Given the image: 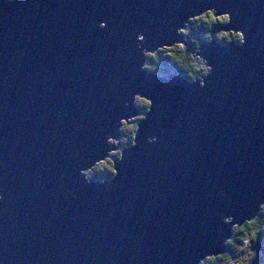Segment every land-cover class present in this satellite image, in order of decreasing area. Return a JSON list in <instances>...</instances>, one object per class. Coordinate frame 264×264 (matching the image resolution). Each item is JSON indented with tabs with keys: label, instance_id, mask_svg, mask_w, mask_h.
<instances>
[{
	"label": "water",
	"instance_id": "water-1",
	"mask_svg": "<svg viewBox=\"0 0 264 264\" xmlns=\"http://www.w3.org/2000/svg\"><path fill=\"white\" fill-rule=\"evenodd\" d=\"M206 3L233 10L229 27H252L243 46L205 45L216 69L200 88L176 75L130 76L116 54L123 44L129 64L140 59L132 39L139 30L150 40L182 38L172 27L198 10L196 0H0V160L7 165L0 176L16 194L0 215L4 264H198L209 245L223 250L230 234L218 213L242 204V215L254 214L264 200V0ZM106 18L110 29L93 24ZM113 76L121 99L140 88L155 103L139 146L106 191L85 184L78 169L104 151L99 128L139 111L116 103ZM153 133L163 136L158 148L145 143ZM61 169L71 173L64 183L77 198L61 194ZM26 177L32 183L21 189ZM212 185L224 193L206 198ZM197 197L199 206L186 211Z\"/></svg>",
	"mask_w": 264,
	"mask_h": 264
},
{
	"label": "clouds",
	"instance_id": "clouds-1",
	"mask_svg": "<svg viewBox=\"0 0 264 264\" xmlns=\"http://www.w3.org/2000/svg\"><path fill=\"white\" fill-rule=\"evenodd\" d=\"M122 0H112L113 4H120ZM223 5L216 4L208 6L206 0H196V9L189 11L181 18L179 23L173 25L172 31L180 39L163 38L160 40H150L143 31H136L132 37L135 42L136 52L140 59L135 64L127 62L126 46L120 45L117 55L125 58L124 67L129 75L140 72L155 74L161 80H168L170 76L176 75L191 85H198L200 88L207 87L208 77L215 71L216 65L210 62L208 56L204 54V47L207 44L218 43L222 46L245 45L248 32L251 30V24H244L238 27H229L232 24V11H222ZM93 24L102 30L111 28L110 18L94 20ZM113 35L115 33L113 32ZM34 71L37 69H33ZM120 85L118 76L112 77V83L109 85V92L115 96V101L121 109H129L131 106L139 109L134 114H122L113 122V127L105 131L103 127L97 131L104 137L103 143L105 149L101 153L92 155L83 166L79 167V175L83 178L85 184L99 183L106 185V191L113 188L111 183L120 175L119 165L124 161L126 153L132 148L138 147L142 121L147 119L153 113L154 98L145 93L143 89H132L125 98L117 94ZM195 91V89H194ZM57 121L63 123L62 114ZM157 123L163 132V124ZM73 124L77 120L73 117ZM60 138L59 129L54 130L53 139ZM62 141L68 143L67 137ZM163 142L162 134H146V145L160 147ZM72 158L77 162L81 160L79 149H74ZM7 165L0 160V168ZM61 194L67 199H75L78 191L75 188H69L64 181L70 178L71 173L67 169H61ZM32 181L30 178H24L21 182V189H27ZM223 187L217 188L210 186L204 193L206 198H215L224 193ZM37 195L41 199H47L48 194L37 190ZM16 194L9 191L4 177L0 176V215L7 214L15 203ZM200 204V198L193 199L186 207L187 210L197 208ZM242 204H235L230 213L220 212L216 216V223L223 228H227L229 235L223 239V250H217L209 245L207 250L199 256L198 264H264V252L258 250V246L264 237V200H259L256 211L252 215H242ZM53 210L51 216H55ZM41 219L45 224L49 223L50 216L41 214ZM79 219L74 216L73 220ZM0 264L4 260L0 259Z\"/></svg>",
	"mask_w": 264,
	"mask_h": 264
},
{
	"label": "rangeland",
	"instance_id": "rangeland-1",
	"mask_svg": "<svg viewBox=\"0 0 264 264\" xmlns=\"http://www.w3.org/2000/svg\"><path fill=\"white\" fill-rule=\"evenodd\" d=\"M258 250L260 252H264V242L261 245H259Z\"/></svg>",
	"mask_w": 264,
	"mask_h": 264
},
{
	"label": "trees",
	"instance_id": "trees-1",
	"mask_svg": "<svg viewBox=\"0 0 264 264\" xmlns=\"http://www.w3.org/2000/svg\"><path fill=\"white\" fill-rule=\"evenodd\" d=\"M264 242V237H262V242L260 243V245ZM259 247V246H258Z\"/></svg>",
	"mask_w": 264,
	"mask_h": 264
}]
</instances>
